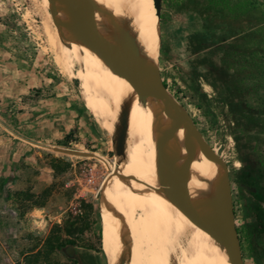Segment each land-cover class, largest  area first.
<instances>
[{
  "label": "rangeland",
  "instance_id": "1",
  "mask_svg": "<svg viewBox=\"0 0 264 264\" xmlns=\"http://www.w3.org/2000/svg\"><path fill=\"white\" fill-rule=\"evenodd\" d=\"M41 3L0 0V264L37 251V264H107L98 206L111 118L105 109L101 127L60 71ZM159 3L162 81L228 166L243 264H264V0Z\"/></svg>",
  "mask_w": 264,
  "mask_h": 264
},
{
  "label": "bare ground",
  "instance_id": "2",
  "mask_svg": "<svg viewBox=\"0 0 264 264\" xmlns=\"http://www.w3.org/2000/svg\"><path fill=\"white\" fill-rule=\"evenodd\" d=\"M96 1L102 18L126 20L137 26L145 37L148 51L157 59L161 29L157 0ZM40 7L49 23L48 39L57 66L63 74L78 80L82 103L95 121L106 127L105 109L111 118L118 91V78L107 52L98 45L76 40L52 23L44 3ZM153 125L151 144L162 160L164 177L201 186L199 162L183 127L166 118L154 119ZM148 135L143 104L130 88L123 133L115 138L126 149L146 152L150 144ZM107 165L109 172L102 183L98 206L101 245L107 264L208 262L223 226L206 202L173 200L141 159L126 157Z\"/></svg>",
  "mask_w": 264,
  "mask_h": 264
},
{
  "label": "water",
  "instance_id": "3",
  "mask_svg": "<svg viewBox=\"0 0 264 264\" xmlns=\"http://www.w3.org/2000/svg\"><path fill=\"white\" fill-rule=\"evenodd\" d=\"M53 22L76 40L98 45L108 54L118 78L116 101L111 113L108 133L112 141L113 160L126 157L144 161L162 189L173 200H202L219 218L223 229L206 264H243L241 243L233 209L228 166L186 110L164 85L159 64L146 47L143 33L126 20H106L99 14L96 0H41ZM160 2V0H157ZM160 5V3H159ZM165 9L163 7H160ZM132 88L143 104L149 128V150H129L115 138L123 133L124 109ZM166 118L179 123L199 162L201 186L180 183L164 177L162 160L153 146V120ZM52 150L75 156L97 157L94 152L76 151L62 147Z\"/></svg>",
  "mask_w": 264,
  "mask_h": 264
},
{
  "label": "trees",
  "instance_id": "4",
  "mask_svg": "<svg viewBox=\"0 0 264 264\" xmlns=\"http://www.w3.org/2000/svg\"><path fill=\"white\" fill-rule=\"evenodd\" d=\"M162 24V15L160 14V25ZM163 83H164V85L166 86V83H165V81H163ZM69 135H70V132L69 133H67L65 136H64V138H65V140H67V138L69 137ZM259 158L260 159H262V162H264V158L260 155L259 156ZM99 214V213H98ZM100 218V217H99ZM101 232H102V230H101V228L99 229V232H98V236H99V238L101 237ZM65 247H66V245L64 244V243H59V244H57V246L55 247V250H58V251H60V252H63L64 253V251H65ZM40 256V252L39 251H37L36 253H33V254H31L28 258V260L26 261V263H28V264H37L38 263V257ZM31 258H33V259H31Z\"/></svg>",
  "mask_w": 264,
  "mask_h": 264
}]
</instances>
